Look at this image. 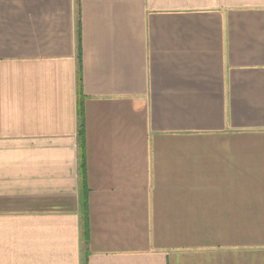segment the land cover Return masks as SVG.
Segmentation results:
<instances>
[{
    "label": "crops",
    "instance_id": "obj_1",
    "mask_svg": "<svg viewBox=\"0 0 264 264\" xmlns=\"http://www.w3.org/2000/svg\"><path fill=\"white\" fill-rule=\"evenodd\" d=\"M84 261L264 264V0H0V264Z\"/></svg>",
    "mask_w": 264,
    "mask_h": 264
},
{
    "label": "trees",
    "instance_id": "obj_2",
    "mask_svg": "<svg viewBox=\"0 0 264 264\" xmlns=\"http://www.w3.org/2000/svg\"><path fill=\"white\" fill-rule=\"evenodd\" d=\"M80 49H79V45H78V57L80 56ZM81 72H78V90L79 92H81ZM79 137H80V148H81V152L83 154V144H82V141H83V124H82V116L80 114V125H79ZM81 157H83L81 155ZM80 168H81V174H82V185L85 184L84 182V160L83 158L81 159V164H80ZM83 207H84V225H83V229H84V237L85 239H87V227H86V219H85V215H86V198L84 197V200H83ZM84 264L85 261H84Z\"/></svg>",
    "mask_w": 264,
    "mask_h": 264
}]
</instances>
